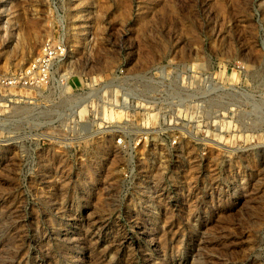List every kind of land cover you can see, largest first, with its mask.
Instances as JSON below:
<instances>
[{"label":"rangeland","instance_id":"374dc122","mask_svg":"<svg viewBox=\"0 0 264 264\" xmlns=\"http://www.w3.org/2000/svg\"><path fill=\"white\" fill-rule=\"evenodd\" d=\"M51 35L78 85L164 65L149 124L190 136L63 147L48 92L1 89L0 264H264V0H0V74Z\"/></svg>","mask_w":264,"mask_h":264},{"label":"built area","instance_id":"2783aa9c","mask_svg":"<svg viewBox=\"0 0 264 264\" xmlns=\"http://www.w3.org/2000/svg\"><path fill=\"white\" fill-rule=\"evenodd\" d=\"M70 54L67 38L51 35L44 40L25 73L0 74V90L26 86L32 93V104L40 98V93L48 92L43 106L56 112L52 121H47L50 125L47 135L55 142L63 147L89 146L107 137L109 127L110 140L123 149L179 147L182 138L190 136V133L178 134L174 127L178 123L176 115L169 119V126L149 124V117L162 111V105L157 103H162L164 94L156 87L162 81L157 71L164 65L143 73L132 72L129 66L122 65L107 76L85 77L83 85H78L66 68ZM66 99L70 102L65 103ZM162 112L169 115L171 109ZM138 116L145 120L138 121Z\"/></svg>","mask_w":264,"mask_h":264}]
</instances>
